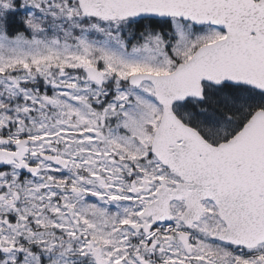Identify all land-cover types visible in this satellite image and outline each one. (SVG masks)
<instances>
[{
  "label": "snow or ice",
  "instance_id": "6c2138e0",
  "mask_svg": "<svg viewBox=\"0 0 264 264\" xmlns=\"http://www.w3.org/2000/svg\"><path fill=\"white\" fill-rule=\"evenodd\" d=\"M0 264H264V0H0Z\"/></svg>",
  "mask_w": 264,
  "mask_h": 264
}]
</instances>
